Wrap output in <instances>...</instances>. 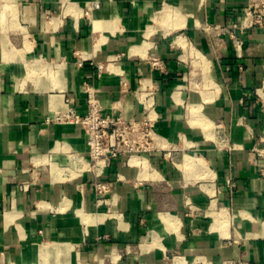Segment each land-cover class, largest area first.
Returning a JSON list of instances; mask_svg holds the SVG:
<instances>
[{
  "label": "crops",
  "instance_id": "0c3cea01",
  "mask_svg": "<svg viewBox=\"0 0 264 264\" xmlns=\"http://www.w3.org/2000/svg\"><path fill=\"white\" fill-rule=\"evenodd\" d=\"M256 2L0 0V264H264ZM199 59L208 93L188 84ZM88 81L130 121L154 85L155 151L93 167L58 121L66 98L87 113Z\"/></svg>",
  "mask_w": 264,
  "mask_h": 264
},
{
  "label": "built area",
  "instance_id": "2783aa9c",
  "mask_svg": "<svg viewBox=\"0 0 264 264\" xmlns=\"http://www.w3.org/2000/svg\"><path fill=\"white\" fill-rule=\"evenodd\" d=\"M257 25L264 28V0H257L246 15L245 27L253 28ZM159 64V61H154L155 66L159 67ZM103 71V65H98L97 78L102 76ZM139 92L144 107V116L139 121L127 120L122 113L105 115L104 108L97 98V90L90 81L86 83L88 110L85 115H79L73 100L66 98V108L58 116V121L83 128L93 167L99 164L107 165L123 155L145 154L157 149L158 135L155 130L157 89L154 85L141 81ZM256 151L260 158L264 159V149ZM262 173L264 175V167ZM110 189V184H96L97 193L100 195L108 193Z\"/></svg>",
  "mask_w": 264,
  "mask_h": 264
},
{
  "label": "rangeland",
  "instance_id": "374dc122",
  "mask_svg": "<svg viewBox=\"0 0 264 264\" xmlns=\"http://www.w3.org/2000/svg\"><path fill=\"white\" fill-rule=\"evenodd\" d=\"M14 12L12 8L9 7H3V5H0V30L4 27L5 23H7L11 18L13 19ZM197 64H202L201 60H195L194 65L196 66V69L194 70L192 76L188 77V84L195 92H204L208 93L209 88H202V84L207 83L206 79L204 78V75L201 74L199 68L197 69ZM202 83V84H201ZM195 85V86H194ZM196 85H198L196 87ZM143 155L142 153L139 154V156ZM128 157L132 155H123L121 157Z\"/></svg>",
  "mask_w": 264,
  "mask_h": 264
}]
</instances>
